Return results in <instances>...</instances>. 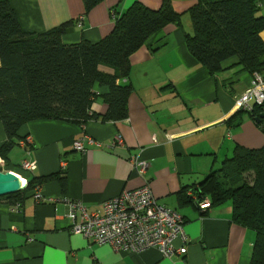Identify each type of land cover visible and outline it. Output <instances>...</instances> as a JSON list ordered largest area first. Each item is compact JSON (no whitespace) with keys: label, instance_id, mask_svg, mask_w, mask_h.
Listing matches in <instances>:
<instances>
[{"label":"crops","instance_id":"0c3cea01","mask_svg":"<svg viewBox=\"0 0 264 264\" xmlns=\"http://www.w3.org/2000/svg\"><path fill=\"white\" fill-rule=\"evenodd\" d=\"M135 2L156 10L162 0H102L88 13L83 0H9L25 32L41 34L70 23L61 38L65 45L105 38ZM193 4L171 0L181 27L153 35L130 57L129 78L120 82L131 88L125 119H103L108 106L98 98L91 105L93 117L83 125L38 120L20 128L0 160L25 187L34 180L42 199L35 202L34 188L21 196L19 208L16 199L0 198V264H253L256 234L232 222L231 203L201 210L188 197L236 149L264 146L260 127L235 105L249 88L250 74L231 60L227 70L210 75L188 53L185 35L192 34L188 10ZM258 15L264 16V0ZM260 37L264 42V30ZM161 39L165 45L153 52ZM7 141L0 122V146ZM132 158L148 164L144 174L134 169ZM23 161L36 169L22 171ZM144 186L182 218L187 241L174 242L182 255L116 253L71 231L68 203H82L92 213ZM80 222L77 215L74 224Z\"/></svg>","mask_w":264,"mask_h":264},{"label":"trees","instance_id":"16d2710c","mask_svg":"<svg viewBox=\"0 0 264 264\" xmlns=\"http://www.w3.org/2000/svg\"><path fill=\"white\" fill-rule=\"evenodd\" d=\"M101 1L83 0L85 13ZM192 1L188 10L192 34L185 35L190 56L210 75L227 70L226 63L235 60L233 66L264 81L260 37L264 16L258 15L259 0ZM69 25L41 34L25 32L9 0H0V122L8 140L0 146V158L13 148L12 140L25 124L63 120L83 125L93 117L91 105L98 98L108 106L103 119H125L131 88L120 82L129 78L130 57L153 35L182 24L171 0H162L156 10L133 3L115 20L112 32L95 43L63 44ZM163 40L153 52L165 45ZM262 113L264 103L245 114L255 121ZM257 126L264 133L261 122ZM34 186L30 179L23 190L3 198L16 199L17 204ZM192 193L196 199L188 197L195 205L204 200L209 208L231 203L232 222L256 234L253 264L264 262V146L236 149Z\"/></svg>","mask_w":264,"mask_h":264},{"label":"built area","instance_id":"2783aa9c","mask_svg":"<svg viewBox=\"0 0 264 264\" xmlns=\"http://www.w3.org/2000/svg\"><path fill=\"white\" fill-rule=\"evenodd\" d=\"M264 103V81L259 75H253L249 88L236 97L235 105L238 111L252 112L254 106ZM264 129V119L261 120ZM26 142H30L27 138ZM116 142L121 144L120 138ZM92 144V142H90ZM74 149L83 152L80 143L74 144ZM134 169L142 175L148 169L146 162L131 159ZM20 169L32 173L35 163L23 161ZM0 172H5L4 162L0 160ZM25 187L24 183H21ZM188 196L194 197L193 193ZM35 202L41 201L39 190L34 188ZM68 219L72 222L71 231L80 234L89 242L96 245H109L116 253L141 254L148 250H156L163 258L182 255V248H176L174 242L181 240L186 243L183 232V220L180 215L157 203L149 187L144 186L132 192L121 193L118 197L103 203L100 210L88 213L82 203H68ZM198 208H209V202L204 200L197 204ZM16 208L20 204L15 205ZM77 215L81 222L74 224Z\"/></svg>","mask_w":264,"mask_h":264},{"label":"water","instance_id":"95a60500","mask_svg":"<svg viewBox=\"0 0 264 264\" xmlns=\"http://www.w3.org/2000/svg\"><path fill=\"white\" fill-rule=\"evenodd\" d=\"M264 119V113H262L255 122L258 124ZM24 189L20 180L15 175L9 172H0V198L14 195Z\"/></svg>","mask_w":264,"mask_h":264},{"label":"rangeland","instance_id":"374dc122","mask_svg":"<svg viewBox=\"0 0 264 264\" xmlns=\"http://www.w3.org/2000/svg\"><path fill=\"white\" fill-rule=\"evenodd\" d=\"M246 179H247V177H246ZM247 181V180H246ZM249 181V180H248Z\"/></svg>","mask_w":264,"mask_h":264}]
</instances>
